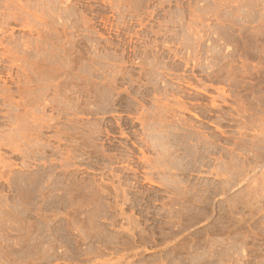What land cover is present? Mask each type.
<instances>
[{"label":"rangeland","instance_id":"obj_1","mask_svg":"<svg viewBox=\"0 0 264 264\" xmlns=\"http://www.w3.org/2000/svg\"><path fill=\"white\" fill-rule=\"evenodd\" d=\"M0 264H264V0H0Z\"/></svg>","mask_w":264,"mask_h":264}]
</instances>
